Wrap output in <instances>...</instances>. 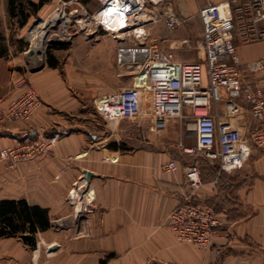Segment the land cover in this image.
<instances>
[{"label":"crops","instance_id":"1","mask_svg":"<svg viewBox=\"0 0 264 264\" xmlns=\"http://www.w3.org/2000/svg\"><path fill=\"white\" fill-rule=\"evenodd\" d=\"M168 1L186 20L184 25L195 22V36L167 35L165 23L160 22L150 27L147 43L157 44L177 63L201 62L202 54L196 49L184 50L181 42H201L198 11L202 6L233 0ZM83 2L88 5L87 0ZM163 11L159 9V13ZM11 19L9 0H0V32ZM81 39L100 43L90 52L78 50L63 68L56 62L48 65L46 86H38L37 91L43 107L34 119L0 125L6 133L0 136V151L25 138L62 135L52 151L38 160L14 166L4 163L0 168V204L26 201L30 207L47 210L50 223L48 230L35 235L36 247L23 243L22 236H31L28 232L0 238V264H264V148L251 151L242 169L226 174L217 163L182 153L178 147V152H156L150 143L120 145L113 136L104 135L98 121L91 118L98 108L95 97L101 93V79L93 77L94 85L88 87L89 77L79 78L76 71H101L103 64L113 75L127 78L119 73L117 50L132 41L120 44L102 30L92 38L79 36L73 43L81 45ZM236 45L243 63L264 61V41L242 44L236 38ZM13 63L0 58V101L5 104L21 94ZM244 82L247 89L264 93V71H246ZM212 113L219 122L229 121L246 133L254 128L247 114L230 112L225 104L217 105ZM171 160L179 164L176 173L166 171ZM193 165L201 169L198 191L189 186L184 173ZM86 171L93 174L89 180ZM188 198L220 211L227 220L211 251L180 243L170 227V213ZM217 250L221 251L219 258Z\"/></svg>","mask_w":264,"mask_h":264},{"label":"built area","instance_id":"2","mask_svg":"<svg viewBox=\"0 0 264 264\" xmlns=\"http://www.w3.org/2000/svg\"><path fill=\"white\" fill-rule=\"evenodd\" d=\"M118 5L124 16V26L119 33H111L103 24L92 23L91 30H84L88 38L104 31L118 43L132 41L117 50L122 76L132 78L130 87L106 95L99 113H107L121 121H136L143 116L144 95L150 93L154 119L173 121L189 115L194 121V148L180 146L185 154L199 155L210 163H217L221 173L231 174L242 169L251 151L264 148V93L260 89H247L244 74L264 71V61L243 63L238 54L236 38L242 44L264 41V0H233L207 3L198 11L202 23L201 42L193 45L181 42L184 50H198L202 54L199 63H177L171 54L163 53L157 44H148L150 27L164 22L169 32L185 23L175 13L168 0H106ZM104 6V4H103ZM102 6V7H103ZM164 7L159 13L152 8ZM94 19V16H90ZM87 33H86V32ZM144 74L154 83L151 90L134 85L135 78ZM21 94L5 104L0 101V124L30 122L43 107L37 91L25 83L18 85ZM225 104L230 112H244L254 122V128L246 133L231 122H219L212 110ZM62 135L17 141L13 148L0 151V164L11 166L35 161L49 154ZM168 173H176L179 164L171 160L166 165ZM185 176L193 191L202 186L201 169L193 165L185 170ZM82 185L77 187L81 189ZM169 223L180 243L190 244L203 251H211L215 238L227 227V220L215 209L185 200L170 213ZM221 256L217 250L216 258Z\"/></svg>","mask_w":264,"mask_h":264},{"label":"rangeland","instance_id":"3","mask_svg":"<svg viewBox=\"0 0 264 264\" xmlns=\"http://www.w3.org/2000/svg\"><path fill=\"white\" fill-rule=\"evenodd\" d=\"M27 1H33L35 3L39 2V0ZM87 1L88 5H86L83 0H47L46 5L40 10V12L37 15H32L29 18L26 26L22 28L20 27L18 20H7L6 29L0 32V57H5L6 60L14 62L11 67H14L13 71L17 73V75H15L17 78L15 79V82L18 89V85L21 83H25L27 86H31L36 91H38L39 89L38 86L44 88L46 86V73L48 65L56 62L63 68L64 64H66L68 61H72L71 58H74L78 50L84 48L86 52H90L91 47L100 43H88L84 39H81L83 43L81 45L74 44L76 42L73 43V41L77 37L84 35V29H81L82 23L79 20L94 16V14L103 6L100 0ZM160 8L164 7H156L152 9L159 12ZM56 10H60L64 14H67L72 18V20H70L69 22V39L62 41L51 40L44 54L34 52V54L31 55L30 51L32 50V44L28 40L31 28L38 20L47 19L48 16ZM80 11H82V14L80 13ZM75 12H78V14H75ZM194 25L195 22L191 21L184 25L182 28L180 27L173 32H169L167 30L165 31V33L167 35H183L184 37L192 39L195 36ZM60 27L61 24L58 25V28ZM161 28L163 29V26H160L159 29ZM86 29L92 32L91 27H87ZM101 67V71H95L93 69H78L76 71V75L79 78L88 79L87 77H89V80H87L88 87L94 85L93 77L101 79V81H99L101 82V93L100 95H97L95 97V102L98 98L105 97L107 94L111 93L114 90H120L132 85V78L117 77L113 75V71L105 67V65L102 64ZM124 71L125 69H119V73H124ZM60 74L62 76L64 75V73L62 72ZM145 77V75L139 77L137 76L136 80H134V85L136 83L138 87L150 89L153 85V82L151 80H147V78ZM144 97L145 99L143 103V116L136 121L120 122V120L118 119L110 120L105 116V114L98 113V108L95 110V112L91 113V118L98 121L99 129L104 135L107 136L109 134L113 136L114 139L120 141V145L125 147H127L128 145L137 146L140 145L141 142H143L150 143L151 149L156 152L162 151L164 149L178 152L175 149L178 147L179 151L183 153V150L180 147L181 145L188 148H194V133L189 129L190 125H194L193 119L189 115H185L183 119H176L173 121L154 119L152 116L151 105L152 95L150 93H147L144 95ZM24 123L26 124L27 122ZM137 125L142 126V128L139 129L140 131L137 129ZM113 129H117V131L113 133L111 131ZM4 134L6 133L2 129H0V136H5ZM179 135L181 136V138H177V136ZM177 140L178 142L177 144H175L174 142ZM16 145L17 142L13 143L11 148L15 147ZM2 166L4 165L0 164V168ZM187 168L189 167H186L184 170H186ZM78 204L79 203H77V205ZM43 258H45V256Z\"/></svg>","mask_w":264,"mask_h":264},{"label":"trees","instance_id":"4","mask_svg":"<svg viewBox=\"0 0 264 264\" xmlns=\"http://www.w3.org/2000/svg\"><path fill=\"white\" fill-rule=\"evenodd\" d=\"M47 3L27 0H9V13L18 20L20 27H25L32 15H37ZM1 58V57H0ZM52 66V65H51ZM50 227L47 210L30 207L26 201H3L0 204V238L17 237L28 232L31 236H22L25 245L36 247L35 235Z\"/></svg>","mask_w":264,"mask_h":264},{"label":"bare ground","instance_id":"5","mask_svg":"<svg viewBox=\"0 0 264 264\" xmlns=\"http://www.w3.org/2000/svg\"><path fill=\"white\" fill-rule=\"evenodd\" d=\"M104 6L94 14V19L92 17H86L85 19L79 20L82 23L81 29L85 30L90 27L92 23L103 24L111 33H119L122 31L124 26L125 18L118 12V5H108L105 0H103ZM79 12V11H78ZM78 12H75V14ZM82 14V11H80ZM72 20L71 16L64 14L60 10H56L51 13L47 19L38 20L35 25L31 28L28 36V40L32 44V50L35 53L44 54L47 46L53 41H62L69 39V22ZM61 27L58 28V25ZM38 56V55H37ZM142 75V74H140ZM136 80V78H135ZM154 83V82H153ZM135 86L138 87L135 83ZM139 88V87H138ZM150 89L140 88L143 90ZM105 98H99L96 101L98 109H102ZM110 120H115L117 118L111 117L107 113H104ZM119 120V119H118ZM190 131H194V125L189 126ZM86 195L90 196V190L87 188Z\"/></svg>","mask_w":264,"mask_h":264},{"label":"water","instance_id":"6","mask_svg":"<svg viewBox=\"0 0 264 264\" xmlns=\"http://www.w3.org/2000/svg\"><path fill=\"white\" fill-rule=\"evenodd\" d=\"M30 54L33 55L34 52L31 50V51H30ZM85 175H86V179H88V180L93 176L92 173L87 172V171L85 172ZM49 250H50V252H52V251H53V248H50Z\"/></svg>","mask_w":264,"mask_h":264}]
</instances>
